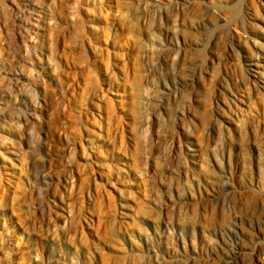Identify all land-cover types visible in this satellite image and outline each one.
<instances>
[{
    "label": "rangeland",
    "instance_id": "rangeland-1",
    "mask_svg": "<svg viewBox=\"0 0 264 264\" xmlns=\"http://www.w3.org/2000/svg\"><path fill=\"white\" fill-rule=\"evenodd\" d=\"M243 26L264 50V0H0V264H251L264 61Z\"/></svg>",
    "mask_w": 264,
    "mask_h": 264
},
{
    "label": "bare ground",
    "instance_id": "bare-ground-1",
    "mask_svg": "<svg viewBox=\"0 0 264 264\" xmlns=\"http://www.w3.org/2000/svg\"><path fill=\"white\" fill-rule=\"evenodd\" d=\"M207 1H210V0H207ZM19 20L21 21V25H20L19 29L16 30L17 31L16 37H17L18 40H22L25 37L22 32L25 33V30H26V28H24V25L26 26L27 24H29V22L27 20H25L24 17H20ZM248 34H249L248 31L243 26L242 34L238 35L237 39H238V41H240V44H242L244 46V48L250 53V57L254 60L253 62H255L254 67L255 68H259V65L262 66V64H263V63H260V61H264V50H263L261 45H253V44H251V41H250V38H249ZM237 58L239 59V63H240V61H241L240 53H238ZM203 78L204 77L201 74L198 76L197 79H196V76L195 77H191V79H190L192 81L191 84H195L196 82H200V81L203 80ZM235 99H237L235 97V95H231L230 96V100H231L230 103L227 102V101H224L223 104L220 105V108L222 110V114L224 116L225 115L235 114L237 118H240L236 114L235 109H233V106L236 104V100ZM185 139L186 140L188 139V141H189L190 138H189V136H186ZM263 192H264V190H263ZM238 221L242 222V220H238ZM260 224L261 223H259L258 225L260 226ZM250 226H252L253 229H256L257 222L251 223ZM235 236H238L237 233L235 234ZM239 252H240V250L237 252V250L235 249V250L232 251V255L236 256L237 254H239ZM250 257H251V264H264V247H261V248H259L257 250L254 249L253 250V255H251Z\"/></svg>",
    "mask_w": 264,
    "mask_h": 264
}]
</instances>
